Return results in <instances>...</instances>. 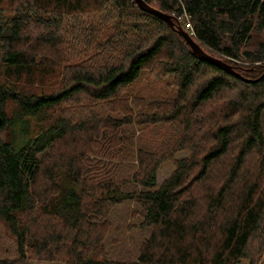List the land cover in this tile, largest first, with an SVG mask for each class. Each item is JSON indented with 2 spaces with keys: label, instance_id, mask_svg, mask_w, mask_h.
<instances>
[{
  "label": "trees",
  "instance_id": "trees-1",
  "mask_svg": "<svg viewBox=\"0 0 264 264\" xmlns=\"http://www.w3.org/2000/svg\"><path fill=\"white\" fill-rule=\"evenodd\" d=\"M144 1L242 77L135 0H0V264H259L264 0Z\"/></svg>",
  "mask_w": 264,
  "mask_h": 264
},
{
  "label": "rangeland",
  "instance_id": "rangeland-1",
  "mask_svg": "<svg viewBox=\"0 0 264 264\" xmlns=\"http://www.w3.org/2000/svg\"><path fill=\"white\" fill-rule=\"evenodd\" d=\"M261 38H264V36L261 34L260 36ZM264 63V62H263ZM245 64H249V63H245ZM245 66V65H244ZM151 80H154L152 78L149 79H145L143 81H141V83L139 84V87L137 89V93L140 95H144L145 97H148V84L152 83ZM38 114L36 113H28L26 115H21V116H17L15 119V125H14V134H15V142L16 145L19 146L21 144H23L27 139H29L30 136H33L35 133L38 132L40 126H39V122L37 119ZM187 154L186 151H182L176 154L175 157H180ZM174 165L172 160L170 161H166L164 162L160 169L157 171L156 173V181L157 183H160L165 177H167L169 175V173L171 172V170L173 169ZM129 204H125L124 206L118 207L117 212L119 213L120 216L123 217V215L125 216V214H128V208H130L128 206ZM121 222V221H120ZM128 221H124L122 222L123 224L127 223ZM121 225V231H122V235H117V234H113L116 235L118 237H123V235H125V239L126 241L123 243L122 246H120L119 244L115 246H113V250L111 251H115L114 256H122V255H127L129 252V249L131 247H133V244H139L141 238L144 235L143 232L141 231H127L125 230V225ZM0 239H2L4 242V247L5 249H9L10 251L13 250V243L10 239H8L6 237L5 234V229L0 226ZM110 238H108V243L109 245L111 244ZM115 243V242H114ZM111 254V253H110ZM28 264H63V262H59V261H51V260H41V259H37V258H32L28 261ZM240 264H249L247 259H242V261L240 262ZM259 264H264V253L262 254Z\"/></svg>",
  "mask_w": 264,
  "mask_h": 264
},
{
  "label": "water",
  "instance_id": "water-1",
  "mask_svg": "<svg viewBox=\"0 0 264 264\" xmlns=\"http://www.w3.org/2000/svg\"><path fill=\"white\" fill-rule=\"evenodd\" d=\"M138 4V6L143 9L146 10L148 12H151L157 16H159L160 18H162L163 20H165L171 27H173L175 30H177L186 40L187 44L190 46L193 54L203 58L204 60H207L211 63L216 64L217 66L223 68L224 70H227L231 73H233L236 76L242 77L241 74L236 71V69L234 68L233 65L223 61L222 59L213 57L211 55H209L207 52H205L201 46L191 37V35L182 28V26L175 20V18L172 15L160 12L158 10H156L155 8L151 7L150 5H148L144 0H135ZM264 76V67H263V72L262 74L257 78H261ZM246 79V78H245ZM250 80V79H247ZM2 120L0 117V124H1Z\"/></svg>",
  "mask_w": 264,
  "mask_h": 264
},
{
  "label": "built area",
  "instance_id": "built-area-1",
  "mask_svg": "<svg viewBox=\"0 0 264 264\" xmlns=\"http://www.w3.org/2000/svg\"><path fill=\"white\" fill-rule=\"evenodd\" d=\"M178 19L183 21V22H185V27L186 28L192 29L191 23H190V21L188 19V16H187V14L185 12L183 14L179 15Z\"/></svg>",
  "mask_w": 264,
  "mask_h": 264
}]
</instances>
